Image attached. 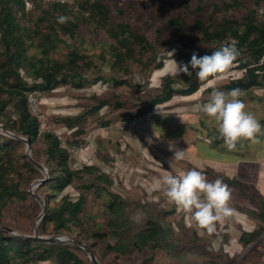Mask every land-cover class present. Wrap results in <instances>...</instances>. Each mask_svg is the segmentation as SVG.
I'll use <instances>...</instances> for the list:
<instances>
[{
	"label": "rangeland",
	"instance_id": "1",
	"mask_svg": "<svg viewBox=\"0 0 264 264\" xmlns=\"http://www.w3.org/2000/svg\"><path fill=\"white\" fill-rule=\"evenodd\" d=\"M42 1L43 4L50 2ZM86 1L89 8L82 11L81 4ZM217 1L61 0L73 4L71 6L76 13L72 11L73 16L84 17L79 21L75 38L68 37L54 19L43 20L46 5L35 3L33 11L20 18V27H26L29 32L25 39V53L30 58L47 57L67 64L71 60L69 51L77 52L75 71L83 73L85 81L82 87L61 84L51 91L38 89L28 92H35L38 96L37 108L46 120V128L40 129L36 143L33 146L30 143L32 158L28 155L27 142L0 127L1 143L16 148L13 170L7 175V180L30 193L22 199L12 197L3 208L1 230L12 236L19 234L24 237L34 235L37 224L40 235L67 238V242L53 244L65 245L81 258L83 264H92L90 256L71 238L86 243L94 251L97 264H264V219L258 216L259 213L264 214V189H261L264 188V136H258V143L241 141L236 151H228L222 139L217 138L215 121L197 110V106L208 102L213 90L204 89L209 84L193 94L182 96L175 93L159 108L156 106V111L154 107L150 113L136 120L125 116L131 117L140 106H148L150 100L161 93V86L167 79L176 80L177 90L197 79L195 73L191 77L183 73L176 76L168 74L174 60L178 65L190 61L177 59V53L172 55L173 49L191 58L194 52L203 56L224 46L216 39L210 43L194 42L195 39L202 40L203 34L184 37L170 24L172 18L185 20V23L207 19ZM227 2L234 5L230 11L232 17L241 20L250 8L257 4L264 6V0ZM97 3L98 8L108 9L102 15L105 19L99 13L89 18ZM216 18L222 17L216 15ZM122 41L128 43V51ZM236 49L239 54L233 64L220 74L219 79L212 80L216 89L225 93L230 92L227 86L232 80L243 75L244 70L238 65L242 59L255 68L264 62L258 63L259 60L249 50ZM2 52L0 44V59ZM163 60L165 66L158 67ZM33 71L28 64L21 66L22 76L28 77L30 84L32 80H42L41 76L34 78L30 75ZM261 71L264 69H258ZM116 80L123 81V84H116ZM241 93L239 99L246 105L245 111L252 113L264 129V85ZM4 98L6 95L2 94L0 99ZM118 98L123 102L119 103ZM100 102H104L103 107L94 110ZM30 110L34 114L33 106ZM8 121L17 122L12 106L0 111V125L15 134L13 129L4 126ZM107 121L111 123L107 125ZM46 133L57 137L59 147L68 153V167L79 172L74 185L64 191L79 194L83 189L87 195L86 211L91 214L87 232L74 227L71 233H54L51 223L42 229L41 221L47 206L43 209L42 202L30 189L45 178L35 161L48 170L47 180L50 177L47 145L42 137ZM177 150L184 151L183 159L174 158ZM231 154L236 156L237 163L232 160L230 164H223V155ZM53 161V164L57 163V160ZM193 168L202 171L209 181L222 180L231 190L229 207L233 214L217 222L212 234L189 228L187 215L167 201L163 188H157L164 175H178ZM98 176L102 177L99 179ZM106 176L113 183L107 182ZM226 177L232 178V182ZM102 181L108 187L100 185ZM42 184L34 186L33 191L46 200L47 192L51 191ZM99 186H102V198L95 202V191ZM111 192L121 200L119 219L108 209L109 206L101 204L103 200H112ZM146 229L157 233V248L153 252L148 247L138 250L131 243ZM96 232H103L106 237L98 238L94 235ZM252 233L257 234L254 240ZM83 234L87 235V241L82 240ZM122 241L131 244L133 251L116 253L107 250V244L115 246ZM11 264L24 263L16 260ZM40 264H59V261L51 258Z\"/></svg>",
	"mask_w": 264,
	"mask_h": 264
},
{
	"label": "trees",
	"instance_id": "2",
	"mask_svg": "<svg viewBox=\"0 0 264 264\" xmlns=\"http://www.w3.org/2000/svg\"><path fill=\"white\" fill-rule=\"evenodd\" d=\"M38 3L40 6L46 5L43 9L46 13V15L42 17L43 20L54 19V23H56L68 37H76L78 34L79 21L84 17L83 15L81 17L72 15L71 12H74V10L71 5L73 4L61 2V0L51 1L45 4H43V2L42 4L40 2ZM98 4L99 3L94 4L93 9L96 10L93 14H89V18H94V13H99L101 16L107 13L108 9L106 7L103 9L98 8ZM81 6L83 9L82 11H87L89 8L87 1L82 3ZM233 6L234 5L228 3L227 0H219L214 4V9L207 19H198L190 23L186 21L185 23V20L182 21L181 19L172 18L170 24L174 26L175 31L178 33L180 32L184 37L191 34V36H193L195 33H202L204 38L202 40L200 38L195 39L194 42L204 41L210 43L216 39L219 43L224 45L234 44L236 47L249 50L250 53H253L255 58L259 60L257 61L258 63L264 61V6L261 7L257 4L256 7L250 8L243 20L232 17L230 11ZM34 8L35 7L26 8L23 0H0V44L3 47L0 59V96L2 94L6 95V98L0 99V111L12 106L17 122L14 124V122L8 121L4 126L10 130L13 129L15 135L17 134L18 137L28 139L32 146L36 143V140H38L37 136L40 132V123L28 106V92L38 89L51 91L61 84H72L75 87H82L85 81L83 73L81 74V72L78 73L75 71V65L78 60L76 56L78 55L77 52L69 51L68 55L71 57V60L67 61V64L57 60H51L47 57H41L35 60L25 53L27 49L25 39L26 36H29V32L25 30L26 27L21 28L22 26L19 22L21 21L20 18L29 15ZM74 14L76 15L75 12ZM216 15H220L222 18H216ZM60 16L68 17V22L64 24L58 23V17ZM102 18L105 19L103 16ZM52 27L55 28L54 25H52ZM212 29L214 30L211 31ZM47 37L50 36L48 35ZM187 41L188 44H191L190 40ZM122 44L126 48V51H128V43L122 41ZM49 51L46 52L49 53ZM172 51V55L177 53V59L183 61L191 59L188 55L181 54L182 51L180 50L173 49ZM212 51L214 50H211L207 54H211ZM242 61L243 59L238 65L240 69L244 70L243 75L240 78L233 79L231 85L227 86L228 90L240 89L241 91H247L255 86H263L264 72H258V69H264V62L257 66L259 68H255L253 67L254 65L251 66L250 63L244 61L242 63ZM38 63H40L41 66H37ZM23 64H28L31 69H34L30 75L34 78H36V76H41L42 80L40 82L32 80L33 83L31 84L27 82L28 77L26 79L21 73V66ZM158 65V67L163 68L165 66V61H160ZM214 78L215 77H210L209 79L213 80ZM114 82L116 84H123V81L116 80ZM175 84L176 80L167 79L161 86V93L150 100L148 106H140L131 117H129L130 115L128 116V114H125V116H127L128 119L130 118V120H136L150 113L154 107L157 106L159 108L160 105L172 99L175 93L182 94V96L193 94L208 83L194 79L191 84L179 88V90H177L178 88ZM215 87L217 88V86ZM204 90L209 91L213 90V88L208 86ZM118 99L119 103L123 102L120 98ZM103 105L104 102H100L94 107V110L102 108ZM118 106H121V104ZM157 107L155 111L158 109ZM110 123V121L106 122L107 125ZM42 137L46 141L45 145H47L46 161L49 162L50 174L49 179L46 180L42 186L47 187V191H51L47 192L46 200H44L47 210L41 221L42 229H46L48 223H51L53 224L52 232L54 233L64 231L71 233L74 227L86 230L87 232L90 226L88 220L91 219V214L89 215L85 206V202L87 203L88 201L87 195L83 192V189L79 194L64 191L70 185H74V178L78 176L79 172H74L68 167V153L66 150L59 147L57 137L50 133H46ZM17 139L22 140L20 138ZM217 142L218 140L216 143ZM15 151V147L2 144L0 141V222L3 208L6 207L12 197L14 199H22L26 196H30V193L24 190L22 191L17 183L12 181L8 182L7 180V175L9 173L11 174L13 170L12 160ZM53 160H57V163L53 164ZM98 177L100 179L102 176ZM104 179L107 182L110 181V184L113 183L109 176H106ZM228 179L230 182L233 180L232 178ZM114 183H117V180H114ZM99 184L108 187L104 181H102V183L99 182ZM101 190L102 186H99L95 191V202L100 201L99 198H102ZM110 195L112 196V200H103L101 204L109 206L108 209L113 211L119 219L120 214L118 208L121 205L119 203L121 200L112 192ZM119 196L124 197L120 193ZM52 201L54 205H50ZM258 216H262L264 219V214L259 213ZM147 230L148 229L143 232L141 231L133 238L134 240L131 241V243L137 246L138 250L148 247L150 251L153 252L155 248H157V233L154 234L152 230L147 232ZM94 235L98 238L106 237V234L103 232H96ZM256 235V233H252L251 238L254 240ZM83 236L82 240L87 241V235L83 234ZM106 246L107 250L115 251L116 253L133 251L131 244L123 243V241L115 246L109 244ZM127 248L129 250H127ZM51 258H56L59 264H83L81 258L65 245L45 243L30 237L12 236L5 230L0 229V264H11V262L14 263L16 260H22L24 264H40V262L47 261Z\"/></svg>",
	"mask_w": 264,
	"mask_h": 264
},
{
	"label": "clouds",
	"instance_id": "3",
	"mask_svg": "<svg viewBox=\"0 0 264 264\" xmlns=\"http://www.w3.org/2000/svg\"><path fill=\"white\" fill-rule=\"evenodd\" d=\"M68 19L60 16L58 23H67ZM238 54L234 44L224 45L203 56L194 52L187 64L178 65L174 60L168 73L173 76L183 73L189 77L195 73L198 81L207 82L213 88L208 102L197 106V110L215 121L217 138L222 139L223 146L228 151H236L241 141L258 143V136H264L261 123L252 113L245 111L246 105L239 99L241 90L233 89L228 93L219 91L209 79H219L220 74L233 64ZM184 156L183 150H177L174 154L176 160H181ZM157 188H163L167 201L187 215L189 228L195 227L198 231L212 234L217 222H222L233 214V209L229 207V186L220 179L209 181L202 171L195 168L178 175H164L157 183Z\"/></svg>",
	"mask_w": 264,
	"mask_h": 264
},
{
	"label": "water",
	"instance_id": "4",
	"mask_svg": "<svg viewBox=\"0 0 264 264\" xmlns=\"http://www.w3.org/2000/svg\"><path fill=\"white\" fill-rule=\"evenodd\" d=\"M0 127L3 128L4 131H6L7 133L9 134H12L13 136L17 137V138H20L22 139L23 141L27 142V151H28V155L32 158V155H31V150H30V142L28 139L26 138H22V137H18L17 135H15L14 133H11L9 131H7L2 125H0ZM35 164L43 170L44 174H45V178L41 179L39 182H37L36 184H34L33 186H31V189H30V192L35 196L37 197L41 202H42V205H43V209H45L46 207V204H45V201L42 200V198H40L39 195H37L34 191H33V188L34 186H38L40 184H42L44 181L47 180V177H48V170H46L45 166L36 162L35 161ZM47 175V176H46ZM2 227V226H0ZM9 231L13 232L12 229L8 228ZM34 235H24V237H30V238H34V239H37V240H41L43 242H47V243H60V242H67L68 239L67 238H64V237H61L60 235H54V236H44V235H40L39 232H38V229H37V224L35 226V230H34ZM15 234V233H14ZM17 235V234H16ZM17 236H21V235H17ZM71 241L75 244H78L80 245L82 248H84L89 256H90V259L92 261V264H97V259H96V256L94 254V251L84 242L80 241V240H77V239H74V238H71Z\"/></svg>",
	"mask_w": 264,
	"mask_h": 264
},
{
	"label": "built area",
	"instance_id": "5",
	"mask_svg": "<svg viewBox=\"0 0 264 264\" xmlns=\"http://www.w3.org/2000/svg\"><path fill=\"white\" fill-rule=\"evenodd\" d=\"M23 1H24V5L26 6V8H32L35 3L41 2L42 0H23ZM44 1H50L51 2V1H60V0H44ZM27 103H28V106L30 109L33 106L34 114H33V112H32V114L37 117V119L40 123V129L41 130L45 129L46 128V120H45L44 116L41 117V115L39 114V107L37 108L38 96H36L35 92H31V93L27 94Z\"/></svg>",
	"mask_w": 264,
	"mask_h": 264
},
{
	"label": "crops",
	"instance_id": "6",
	"mask_svg": "<svg viewBox=\"0 0 264 264\" xmlns=\"http://www.w3.org/2000/svg\"><path fill=\"white\" fill-rule=\"evenodd\" d=\"M232 156H233V154H231V156L223 155V157H222L223 164H230L232 160H234V162H235L234 164H236L237 163V158H236V156H233V157ZM231 157L233 159H231ZM261 189L263 190L264 188L262 187ZM262 193L264 194V190L262 191Z\"/></svg>",
	"mask_w": 264,
	"mask_h": 264
}]
</instances>
